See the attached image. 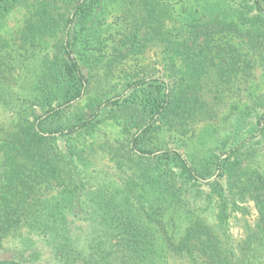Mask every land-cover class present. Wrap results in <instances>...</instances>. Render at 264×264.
Instances as JSON below:
<instances>
[{"label":"trees","instance_id":"16d2710c","mask_svg":"<svg viewBox=\"0 0 264 264\" xmlns=\"http://www.w3.org/2000/svg\"><path fill=\"white\" fill-rule=\"evenodd\" d=\"M258 67L264 0H0V264H264Z\"/></svg>","mask_w":264,"mask_h":264},{"label":"rangeland","instance_id":"374dc122","mask_svg":"<svg viewBox=\"0 0 264 264\" xmlns=\"http://www.w3.org/2000/svg\"><path fill=\"white\" fill-rule=\"evenodd\" d=\"M115 10H116V8H115ZM10 21L12 22L11 23V25H12L13 21H14V17H12L10 19ZM247 85L254 88L257 91V93H258V91L264 92V69L261 67H258L254 72V77L249 81V83ZM245 103H246V101H245ZM102 131H104L107 135H114L118 132V128L110 126L107 128H102ZM260 160L262 162V165L264 166V152L261 154ZM104 164H107L106 160H104V159L98 162L99 166H103ZM239 233L240 232H239L238 228H233L234 236H238ZM16 244H17V241H10L8 244H6V246L9 248H14L16 246ZM42 252L44 253L43 257L45 260V264H53L52 260L50 259V255H48V253H47L48 251L46 250L45 247L42 248ZM0 256L5 257V253L0 252Z\"/></svg>","mask_w":264,"mask_h":264}]
</instances>
